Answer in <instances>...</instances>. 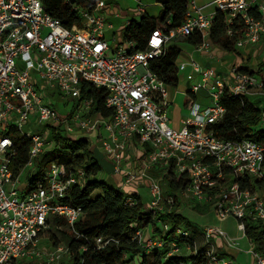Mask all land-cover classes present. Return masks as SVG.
Wrapping results in <instances>:
<instances>
[{"label":"built area","instance_id":"1","mask_svg":"<svg viewBox=\"0 0 264 264\" xmlns=\"http://www.w3.org/2000/svg\"><path fill=\"white\" fill-rule=\"evenodd\" d=\"M107 5V0H99L92 10L74 5L81 25L69 28L45 9L43 0H0V264H18L38 256L41 235L52 215L63 217L68 229L79 236L75 224L83 211L62 199L84 171L69 173L57 160L51 161L39 178L29 179L27 189L16 188L24 168L15 178L11 168L16 153L10 135L13 127L31 139L28 168L55 144L53 138L48 139V125L68 133L83 131L112 158L115 173L124 175L123 185L148 180L147 208L154 213L164 212L165 201H175L171 191L164 196L162 179L187 177L180 193L202 205L210 204L218 220L236 219L238 230L245 235L247 222L264 223V143L254 138L224 140L213 129L227 111L220 102L224 91L244 96L264 94V71L234 66L229 75H223L194 58L177 63L178 78L184 73L190 83V118L183 127L175 128L169 114L168 85L150 69L151 60L160 57L176 37L198 33L202 41L196 49L210 52V31L219 10L227 14L229 34L237 18L246 26L236 49L262 43L264 0H212L204 5L190 0L186 20L175 28L154 30L144 50H135L133 41L107 38L106 30L114 28L105 14ZM116 16H120L118 11ZM83 80L106 89V104L114 109L113 117L91 114L92 99L81 97ZM201 90L208 93L209 103L194 98ZM46 91L78 98L81 104L61 113L45 100ZM32 120L45 127L44 133L22 130L23 124ZM138 153L142 167L136 171L130 162L131 154ZM155 166L161 169L159 178L148 172ZM247 178L251 185L246 184ZM127 201L133 203L134 199ZM158 221L165 231L170 229L169 223ZM144 230L137 234L148 248L167 247L173 255L183 254L181 245H187L190 251L188 244L166 242L154 232L144 238ZM176 233L186 239L190 236L182 226ZM204 234L206 239L223 237L239 250V238L220 226L207 225ZM112 241L110 237L96 238L100 248ZM249 242L252 264H264V252ZM71 253L67 244H59L46 254L44 263L58 264ZM208 254L209 264H236L214 243Z\"/></svg>","mask_w":264,"mask_h":264},{"label":"trees","instance_id":"2","mask_svg":"<svg viewBox=\"0 0 264 264\" xmlns=\"http://www.w3.org/2000/svg\"><path fill=\"white\" fill-rule=\"evenodd\" d=\"M98 1L43 0V4L50 14L59 18L65 26L70 28L74 24L81 25L80 16L74 10V5L92 10ZM156 1L162 6L157 16H150L145 12L139 21L130 20L123 29L122 41L135 42V50L146 49L154 30L175 28L187 18L190 0ZM228 29L227 14L220 10L217 11L209 37L214 45L230 52L235 51V43L246 30V26L241 19L237 18L231 27V34L228 33ZM183 39L194 46L202 41L198 33L183 37ZM180 53V49L170 43L160 57L150 62V69L168 86H178L177 61ZM258 67L259 72L264 71L263 62ZM243 71H250V69H243ZM81 95L82 98L92 99L91 114L101 113L107 118L113 117L114 109L106 104L107 91L105 88L95 87L92 83L83 80ZM220 102L225 105L227 111L223 119L213 127L219 138L230 141L254 138L264 143V127L261 125L263 115L260 107L251 102L247 96L233 94L228 89L224 91ZM47 127L51 129L55 144L41 156L37 171L32 173L29 179L39 178L53 160L64 164L69 173L84 171V182L82 184L73 183L68 196L62 199L65 203L83 209L80 220L75 224L80 235L65 232L66 244L72 252L69 261L65 264H132L134 257L139 259L138 264H209V249L198 248L191 236V231L198 229L193 227L192 222L178 211L177 199L174 201V209L171 212L154 213L145 206L137 193H126L105 182L91 180L92 176L101 171L96 156L97 150L90 149L91 139L85 135L72 136L51 125ZM10 135L16 147V153L11 161V168L16 178L28 163L31 139L22 135L15 127L11 129ZM167 180L175 198L187 184V177L178 181L170 178ZM246 181V184L251 185L248 178ZM98 189L102 190L101 194L96 192ZM129 197L134 199L133 203L127 201ZM196 204V208L202 205L200 202ZM159 219L169 223L170 229L165 231L163 227L160 228ZM54 221L56 224H66L63 217H55ZM246 224L247 237L252 240L255 249L264 252V223L247 222ZM179 226L189 231L188 239L176 233V228ZM149 227H152L153 232L166 242L176 240L180 244H188L190 252L169 255L167 247H146L140 241L137 232ZM100 236L110 237L113 241L106 247L100 248L96 243V238ZM57 245L59 243H55V246Z\"/></svg>","mask_w":264,"mask_h":264},{"label":"rangeland","instance_id":"3","mask_svg":"<svg viewBox=\"0 0 264 264\" xmlns=\"http://www.w3.org/2000/svg\"><path fill=\"white\" fill-rule=\"evenodd\" d=\"M119 1V0H117ZM132 2V0H129ZM108 5H113L112 0H107ZM148 2V14L151 16H157L159 12V5L158 3L155 2V0H146ZM132 16V15H131ZM125 25L121 26L120 24L116 25L114 30L109 31L108 35L109 38L113 39L114 36L116 37V42H121L122 41V32L124 29ZM186 40L183 39V37H176L174 39V43L181 44L183 46H186L187 44L185 43ZM246 54V53H245ZM262 54L260 56L258 55H252L249 56L248 59H246V66L250 70H258L259 67V60L263 59ZM196 58V57H194ZM184 57H180L179 61L183 60ZM168 91L170 93H173L175 90L174 87L168 86ZM184 89V84L181 83L179 86V90ZM47 93V91H46ZM182 95H179L181 97ZM45 100L50 102L59 112L61 113H66L68 110H74L77 108L80 104L81 101L78 98H71V97H64L60 95L59 93H53L50 94L49 92L45 96ZM250 100V99H249ZM251 100L255 102L261 109H262V122L261 125L264 127V94H258L255 96H252ZM22 130L26 133L30 134H38V133H44L45 127L40 126L37 123H34L33 120L32 122L24 123L22 126ZM72 136L77 137L78 135H85L83 131H75L70 133ZM47 136L50 141L52 140V135H49V130H47ZM53 143V142H52ZM96 146V145H95ZM48 147H51L48 146ZM97 147V146H96ZM93 146V149L95 148ZM98 148V147H97ZM44 153L40 154L36 159H35V164L31 167H25L18 180L17 184V189L23 191L28 188V180L29 176L37 171L38 168V161L40 160L41 156ZM97 159L100 163L101 166V171L91 177V180H99L102 182L107 183L108 185L112 187H117L116 182L112 180V175H113V170H114V162L111 157L106 156L100 148H98V151L96 152ZM156 177H161V169L159 168V172L156 173ZM78 183L82 184L84 182L83 176L78 177L77 179ZM138 190L141 191L142 194V199L144 203H149L150 197H149V185H137ZM145 187V188H140V187ZM147 186V187H146ZM162 190L164 196L169 195V186H168V180L166 177L162 179ZM130 185L126 187V189H130ZM99 194L102 193L101 189H98L96 191ZM95 195V194H94ZM177 199V202L179 204L178 206V211L185 215L190 222H192L193 227H197V231L195 232L194 230L191 231V236L193 239L196 241L198 248L201 249H210V244L214 243V239H206L205 234H204V229L207 225H215V226H220L223 228L225 231H227L231 236L233 237H238L239 238V252L236 258H233V256L229 255V258L232 259L236 264H252V256L248 252L251 249V245L249 242L248 237L241 231L238 230L237 228V220L234 218H229L224 221L218 220L214 213L212 212V209L210 207V204H204L200 205V208H196V203L194 200H192L189 197H186L184 194H181L180 192L176 196L175 200ZM174 203H169V202H164L162 205L164 206V212H171L174 207ZM147 207V205H146ZM209 207V208H207ZM165 216V215H162ZM55 216L52 215L50 216V221L48 224V227L43 231L41 235V239L39 242V252L40 254L36 257H33L30 260H25V261H20L18 264H45V259H46V254L51 251L55 247V243L59 244H66V234L65 232H69L72 234V232L68 229L67 225L65 223H57L54 221ZM163 220V219H162ZM61 225V226H60ZM184 225V224H182ZM158 226L161 228L162 223L158 222ZM151 231V230H150ZM151 232H147L144 234V238H148L149 235H151ZM181 250H187V245H181ZM70 258H62L58 264H65L69 261ZM129 259V258H128ZM139 259L137 257H134V261L132 264H138Z\"/></svg>","mask_w":264,"mask_h":264},{"label":"crops","instance_id":"4","mask_svg":"<svg viewBox=\"0 0 264 264\" xmlns=\"http://www.w3.org/2000/svg\"><path fill=\"white\" fill-rule=\"evenodd\" d=\"M196 1L198 4L204 5V4H206L212 0H196ZM155 2L158 3L156 0H155ZM158 5L160 7L159 12H158V14H159L161 9H162V6L160 3H158ZM148 6H149V4H148V2H146V0H132V2H130L129 0H119V1H117L116 4L107 5V8L105 10V14L108 18V21L113 23V25H114V28L106 30L107 38H109V35H108L109 31L114 30L116 25H118V24H120L121 26L126 25L130 20L139 21L141 16L145 12L148 13ZM117 11L120 13L119 17L116 16ZM109 39H111V38H109ZM185 43L187 45L183 46L181 44L174 43V41H172V45L177 46L181 51L179 58L181 56L184 57V59L181 61H179V58H178L177 63H181V62L186 61L190 58L196 57L194 59L198 60L204 66L214 67L219 73H221L223 75H229L231 68L234 66L240 67L242 69H248L245 62H246V59H248L249 56H251V54L252 55L256 54L258 56H260V54H262L263 59L259 60V64L262 62L264 63V41L262 43H259L256 45L237 48V49H235V51H230V52L225 51L221 47L213 44L211 51L208 53L198 51L196 49V46L191 45L187 42H185ZM181 83L184 84L183 90H179V86L181 85ZM189 86H190V83L185 79L184 73H182L180 78H179L178 86L174 87L175 90L173 91V93L169 92V99L171 101L170 108H169V114H170V118H171V124L175 128L183 127L185 122L188 121L190 118V111L188 108ZM258 94H261V93L250 94V95H247V97L250 99L251 102H253L251 100L252 96H255ZM179 95H182V96L179 97ZM194 98L202 104L209 103L208 93L204 90L199 91L194 96ZM253 103L256 106H258L255 102H253ZM95 145L98 147L97 144H95L93 141H91L90 149L92 151H94L93 146L96 147ZM97 147L95 148V150L98 151L99 147L98 148ZM141 158H142L141 153H138L137 156L131 154V162H130L131 169H134L136 171L141 169V167H142V159ZM148 172L150 175L155 176L156 173L159 172V167L158 166L152 167L148 170ZM112 180L114 182H116L117 188L122 189L126 193L135 192L142 199L141 191L138 190L139 186H137V185H141V183L140 184L131 183V184L123 185L124 175L116 174L114 170H113ZM142 183H143V185H149L147 179L146 180L144 179L142 181ZM128 185L131 186L130 189H126V187ZM140 188H145V187L141 186ZM148 189H149V187H148ZM149 197H150V195H149ZM142 201H143V199H142ZM144 204L146 206L149 203H144ZM150 230L153 232L152 227L146 228L144 230V234L147 232H151ZM214 245H215L217 250H220L221 253H224L227 256L231 255V256H233V258H236L238 255L239 251L230 247L227 244L226 239L223 237L217 236L216 238H214ZM189 252H190L189 250H184L183 254H186V253L188 254Z\"/></svg>","mask_w":264,"mask_h":264}]
</instances>
